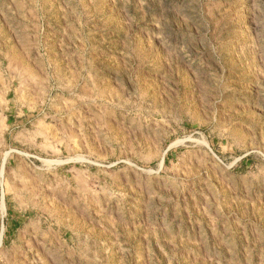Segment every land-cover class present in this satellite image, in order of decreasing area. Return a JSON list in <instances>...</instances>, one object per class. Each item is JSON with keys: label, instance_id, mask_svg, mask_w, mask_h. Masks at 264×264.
Masks as SVG:
<instances>
[{"label": "rangeland", "instance_id": "obj_1", "mask_svg": "<svg viewBox=\"0 0 264 264\" xmlns=\"http://www.w3.org/2000/svg\"><path fill=\"white\" fill-rule=\"evenodd\" d=\"M0 264H264V0H0Z\"/></svg>", "mask_w": 264, "mask_h": 264}]
</instances>
